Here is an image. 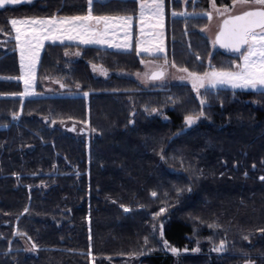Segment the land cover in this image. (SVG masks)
I'll return each mask as SVG.
<instances>
[{
    "label": "trees",
    "instance_id": "1",
    "mask_svg": "<svg viewBox=\"0 0 264 264\" xmlns=\"http://www.w3.org/2000/svg\"><path fill=\"white\" fill-rule=\"evenodd\" d=\"M134 2L94 0L93 15H137ZM183 7L210 11V0ZM87 10L41 0L0 11V75H21L16 40L1 47L13 18ZM172 15L169 63L201 74L239 57L201 33L206 16ZM135 47L48 43L35 96L0 78V264H264V90L144 87Z\"/></svg>",
    "mask_w": 264,
    "mask_h": 264
},
{
    "label": "snow or ice",
    "instance_id": "2",
    "mask_svg": "<svg viewBox=\"0 0 264 264\" xmlns=\"http://www.w3.org/2000/svg\"><path fill=\"white\" fill-rule=\"evenodd\" d=\"M22 0H0V8L7 4L20 3ZM88 10L86 15H77L57 19H12L10 24L16 32L15 39L19 47L21 76L19 79L24 82V92L21 95H31L30 89L33 87L35 80V69L40 58V50L44 46V41L53 42L59 40H78L81 44H98L108 45L109 47L129 49L131 47L128 40L131 38L130 25L132 16H107L93 15L92 5L94 0H87ZM213 9L218 15L226 16L217 32L214 45L240 54L242 63L236 64L234 70H217L211 68L202 74L190 72L187 68H179L181 72L187 73L190 78L192 88L199 93V89L205 87V83L215 87L217 84L230 85L232 88L241 89H264V0H232V4L224 7L222 10L216 7L215 0H211ZM240 5L246 8L243 12L236 15L229 13L235 10V6ZM150 13L157 19V25L162 27L163 3L162 0H151L144 2L141 0L139 19L144 21L145 14ZM173 15H177L173 13ZM179 15H186L180 13ZM208 20L212 19V14L204 13ZM17 25L27 26L23 29ZM103 26L102 28L100 26ZM119 25L124 31L125 43L113 44L109 39L110 31ZM143 33V28H141ZM161 33H155L154 38L159 39V43L139 39L136 44V53L140 55L145 53L151 56H158L164 52L163 40ZM67 55V53H66ZM79 55V53H76ZM199 59V57H197ZM165 57V64H167ZM173 67L176 65L173 63ZM160 67V66H157ZM93 69L107 75L106 70L97 68ZM145 75H148L147 73ZM164 75L163 71L151 72V79H159ZM185 79V77H181ZM87 95V93H85ZM204 101L201 100V104ZM203 115V112L199 114ZM198 117L188 116L186 122L192 124ZM264 180V177H261ZM156 195L155 192L152 193ZM128 211V209H125ZM164 210L161 209V212ZM163 235L161 229V236ZM147 242V241H146ZM165 246L167 241H164ZM173 253L178 254L176 248L170 249Z\"/></svg>",
    "mask_w": 264,
    "mask_h": 264
},
{
    "label": "rangeland",
    "instance_id": "3",
    "mask_svg": "<svg viewBox=\"0 0 264 264\" xmlns=\"http://www.w3.org/2000/svg\"><path fill=\"white\" fill-rule=\"evenodd\" d=\"M101 1H104V0H101ZM181 1H183V3L185 5L189 3V0H181ZM193 1H195V0H193ZM144 2H149L150 3L151 0H144ZM178 2H179V0H162V3H163V17H162V25L163 26L162 27H160L159 25H157V19L155 17H152L150 15V13H147L146 12L144 21H141L139 19V11H140V3H141V0H137V3L134 2V3L127 4V5H131L132 7L137 6L138 7V13H137V15H134V14L133 15H131V14L129 15V16H132L133 17V19L131 21V25H130L131 38L128 40V43H130L131 47L129 49H124V48H121V49L128 50V51L132 50L133 49V46H134V42H136V44H137V41L139 39H144L145 41H152L153 43H159V39H155L154 38V34L155 33H161L162 32L163 35H162V37H160V39L163 40L164 52L161 53V54H159L158 56L165 55V57L167 58V60H169L168 59V56H167L168 55V51H169L168 39H167L168 38L167 37L168 36V31L166 29V27H167V21H168V18H167L168 8H171L172 14L173 13H176L177 15H179L180 13H186L185 16H188V15H190V16L191 15L199 16V15H203L205 13V12H201V11H198L196 13H192L191 11H188L185 7H183L182 10L177 11L174 8H175V4L178 3ZM210 8H211L210 13L212 14V19L209 21L210 23H209L208 26H206V27H204V28L201 29V33L205 37L209 38L211 40L212 44H213V40L215 39V36H216L218 30L221 27V21L228 14H226L224 16L218 15L217 12L212 7L211 0H210ZM217 8H219L221 10L223 9L222 7H219V6ZM244 9H246V8L241 7L240 5H236L235 6V10L232 11V12H230L229 14H237V13H239V11L244 10ZM177 15H172L171 20H170L172 22V24H174L175 18L180 16V15L179 16H177ZM113 17H115V16H113ZM13 19H17V18H13ZM28 19H35V18H28ZM17 20H21V19H17ZM17 27H20L21 29H23V28H25L27 26L17 25ZM101 27H103V26L101 25ZM141 28H143V33L141 32ZM134 34H135V37H133ZM15 35H16V32L14 30V35H12V37H10V36L9 37H5V40H2L1 47L5 48V49H9L10 41H12L13 39H15ZM6 36H8V35H6ZM120 38H121V41H119ZM109 39H110V41L113 44H117V43L118 44H123V43H125V39L126 38H125V35H124V31L121 30V28H120L119 25L115 26V28H113L110 31V33H109ZM117 39H119V40H117ZM49 42H53V41H51V40L44 41V46L47 43H49ZM55 42H60V41L57 40ZM63 42L80 43L78 40H64ZM89 45H95V44H89ZM44 46L40 50V58H39V61L38 62H40V60H41V57H42V54L41 53L43 51ZM101 46H103V47H105L107 49H113V50L119 49V48H116V47H109L108 45H101ZM213 47L215 49H218V48L223 49V48L219 47V45H214L213 44ZM17 48L19 50V47L18 46H17ZM135 49H136V47H135ZM227 52H229L230 54L238 55L239 57H237L236 59H231L230 61H232V62L229 63L227 66H224V67H215L214 66V68H216L217 70H234V66L236 64L242 63V60L240 59V54L239 53L232 52V51H227ZM145 55H146V59L143 61V64L145 65V67H148V64L150 63V61L151 62L155 61V58L154 57H156V56H151V55H148V54H145V53H141L140 55H138V57H141L142 58ZM148 56H151V57L148 58ZM165 57H164V60H165ZM70 58L71 59H74L75 57L74 56L72 57V55H71ZM165 65H166V67H168L171 70V75L166 80H163V81L149 80V79H147V76L146 75L138 74V73H141V72H138L136 74L134 73V74H132V76L137 81H139L140 84L142 86H144V87H150V86H153V85L158 84V83H166V84L167 83H185V84L191 85V87H192V83H191L190 78H187V73L179 71L178 70L179 68L173 67L172 64L169 63V62L167 64H165ZM210 70H211V68H210ZM99 72L100 71H97V73H99ZM190 72H192V71H190ZM36 74H37V71L35 69V78H36ZM20 76L0 75V78H2V79H4V78H7V79H11V78L19 79ZM181 77H185V79H181ZM205 87L206 88H209L211 90H214V91H216L217 88H221V87L232 88L230 85H227V84H224V85L217 84L215 87H212L211 85H209L207 83H205ZM52 88H54V86ZM234 89H241V88H234ZM246 90H252V89H246ZM260 90H264V89H256L255 91H260ZM30 91L32 93V96L33 95L35 96V95L39 94L37 92V87H36L35 80H34L33 87L30 89ZM36 92H37V94H36ZM41 92H44V91H41ZM201 92H202V88L199 89V93H201ZM3 127H5V125H0V128H3Z\"/></svg>",
    "mask_w": 264,
    "mask_h": 264
},
{
    "label": "flooded vegetation",
    "instance_id": "4",
    "mask_svg": "<svg viewBox=\"0 0 264 264\" xmlns=\"http://www.w3.org/2000/svg\"><path fill=\"white\" fill-rule=\"evenodd\" d=\"M37 3V2H36ZM33 4H35V3H33ZM33 4H25V5H33ZM21 6H24V5H13V6H9L8 8H18V7H21ZM8 8H6V9H8ZM5 10V9H4ZM225 18V17H224ZM224 18H223V20H224ZM223 20L221 21V24H222V22H223ZM101 27V26H100ZM102 28V27H101ZM219 31V30H218ZM220 47V46H219ZM164 60H157V59H155V61H153V62H151L150 61V63L148 64V67H145V65H144V68L140 71L141 73H138V74H143V75H145L146 73L148 74V75H146L147 76V79H149V80H157V81H163V80H166L168 77H170V75H171V70L168 68V67H166V65H165V61L163 62ZM163 63V64H162ZM157 66H160V67H157ZM163 71V73H164V75L161 77V78H159V79H151L150 78V75H151V72H153V71Z\"/></svg>",
    "mask_w": 264,
    "mask_h": 264
},
{
    "label": "crops",
    "instance_id": "5",
    "mask_svg": "<svg viewBox=\"0 0 264 264\" xmlns=\"http://www.w3.org/2000/svg\"><path fill=\"white\" fill-rule=\"evenodd\" d=\"M215 4H216V2H215ZM217 5V4H216ZM219 5H217L216 7H218ZM219 7H222V8H224V7H226V6H219ZM8 8V7H7ZM6 9V8H5ZM4 10V9H3ZM244 10H246V9H244ZM244 10H241V11H239V13H241V12H243ZM0 11H2V10H0ZM210 11H211V8H210ZM210 11H204L205 13H209ZM230 15H232V14H230ZM64 17H69V16H63V17H56L57 19H60V18H64ZM50 18H52V17H43V18H37V19H50ZM225 18H226V16H225ZM17 19H22V18H17ZM23 19H28V18H23ZM36 19V18H35ZM210 23V22H209ZM209 23H208V25H209ZM207 25V26H208ZM133 37H135V34L133 35ZM117 40H119V39H117ZM119 41H121V38H120V40ZM49 43H59V44H62V43H60V42H49ZM63 43H71V42H63ZM48 44V43H47ZM78 44H80V43H78ZM95 45H98V44H95ZM46 46V45H45ZM45 46H44V48H43V51H44V49H45ZM134 47V46H133ZM105 48V47H104ZM116 50H123V51H128V50H124V49H121V48H119V49H116ZM43 51H42V53L41 54H43ZM41 61V60H40ZM39 64H40V62H38L37 63V65H36V71H37V74H36V78H35V83H36V87H37V76H38V70H39ZM23 81V80H22ZM24 83V82H23ZM36 94H37V92H36ZM28 96H32V94L31 95H28Z\"/></svg>",
    "mask_w": 264,
    "mask_h": 264
},
{
    "label": "water",
    "instance_id": "6",
    "mask_svg": "<svg viewBox=\"0 0 264 264\" xmlns=\"http://www.w3.org/2000/svg\"><path fill=\"white\" fill-rule=\"evenodd\" d=\"M38 1H41V0H22V2H20V3L7 4V5H5L3 8H0V10H3V9H5V8H7V7H9V6H13V5L33 4V3H36V2H38ZM237 14H240V13H237ZM232 15H236V14H232ZM222 23H223V22H222ZM221 25H222V24H221ZM223 50H225V51H229V50L224 49V48H223ZM64 128H66V129L69 130V131H73V130L76 129V124H75V123H71V124H69V125L65 124V125H64ZM85 130H86L85 128H82V131H85Z\"/></svg>",
    "mask_w": 264,
    "mask_h": 264
}]
</instances>
